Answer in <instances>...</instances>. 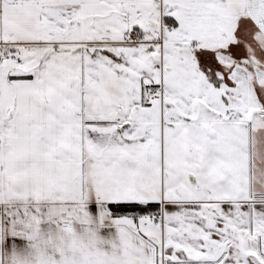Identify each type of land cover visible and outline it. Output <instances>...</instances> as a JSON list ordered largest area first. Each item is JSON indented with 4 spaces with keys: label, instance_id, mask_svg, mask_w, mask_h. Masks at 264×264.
Masks as SVG:
<instances>
[{
    "label": "snow or ice",
    "instance_id": "6c2138e0",
    "mask_svg": "<svg viewBox=\"0 0 264 264\" xmlns=\"http://www.w3.org/2000/svg\"><path fill=\"white\" fill-rule=\"evenodd\" d=\"M0 264H264V0H0Z\"/></svg>",
    "mask_w": 264,
    "mask_h": 264
}]
</instances>
